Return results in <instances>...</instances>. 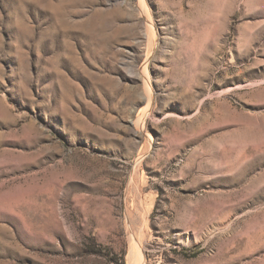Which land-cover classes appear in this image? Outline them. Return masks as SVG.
Wrapping results in <instances>:
<instances>
[{
  "label": "rangeland",
  "instance_id": "obj_1",
  "mask_svg": "<svg viewBox=\"0 0 264 264\" xmlns=\"http://www.w3.org/2000/svg\"><path fill=\"white\" fill-rule=\"evenodd\" d=\"M139 249L264 264V0H0V264Z\"/></svg>",
  "mask_w": 264,
  "mask_h": 264
},
{
  "label": "bare ground",
  "instance_id": "obj_2",
  "mask_svg": "<svg viewBox=\"0 0 264 264\" xmlns=\"http://www.w3.org/2000/svg\"><path fill=\"white\" fill-rule=\"evenodd\" d=\"M134 242H135V241H134ZM135 244L138 245V243H136V242H135ZM133 247H134V246H133ZM136 247H137V246H136ZM134 248H135V247H134ZM139 248H140V247H139ZM137 250H138V249H137ZM133 256H134V254H133ZM139 256H140V257H139V258H140V261H139V262H137V261L132 262V259H133V258L131 259V262H132L133 264H134V263H135V264H136V263H137V264H138V263H139V264H145L144 256H143V254L141 253L140 249H139ZM134 257H136V255H135ZM136 260H137V259H136ZM129 263H130V262H129Z\"/></svg>",
  "mask_w": 264,
  "mask_h": 264
}]
</instances>
